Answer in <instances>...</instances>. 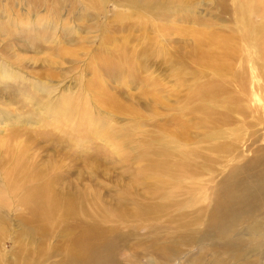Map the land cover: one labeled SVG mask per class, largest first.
I'll return each instance as SVG.
<instances>
[{
    "label": "rangeland",
    "instance_id": "obj_1",
    "mask_svg": "<svg viewBox=\"0 0 264 264\" xmlns=\"http://www.w3.org/2000/svg\"><path fill=\"white\" fill-rule=\"evenodd\" d=\"M246 4L250 7L254 2L43 0L40 4L0 0V21L8 23L10 30L6 33L0 28V54L19 67L14 69L27 80L23 90H17L14 81L8 86L0 84V109L25 117L24 122H34V117L40 121L36 114H42L43 108L35 109L31 96L47 99L46 89L58 111L65 112L71 104L77 107L73 108L75 129L83 126L82 130H87L80 139L81 149L66 136V147L61 144L52 150L57 152V163L72 169L73 180L83 175L93 180L95 187L91 189L108 208L121 197L129 199L130 194L141 198L143 190L133 179L139 169H147L145 184L155 189L170 184L164 187L170 196L153 201L159 209L167 210L150 216L148 222L125 219L120 227L124 233L134 230L132 247L135 238L137 243L148 238L161 242L158 248L172 242L179 246L187 233L193 239L184 242L168 264H209L220 249L217 242L213 244L216 238H205L203 232L202 238H196L215 207L216 185L256 159L263 161L259 171L264 174V14L263 18L259 15L261 9L245 12ZM19 13L23 17L17 19ZM25 32L29 40L41 42L25 41ZM19 56L26 58L25 65L17 60ZM108 65L117 68L112 70ZM4 118H0V144L16 133L13 142L21 140V146H28L24 165L29 164L28 169L45 165L50 149H41L44 144L36 145V138L29 143L26 124L10 131L18 124L14 117L13 122H3ZM70 124L64 127L69 132L73 128ZM33 125L28 124L30 130L35 129L32 135L39 128ZM110 159L118 164L111 165ZM151 161H162L165 168L152 169ZM80 187L84 189L82 184ZM10 204L14 203L9 200L8 207ZM20 204L27 209L25 203ZM11 206L0 236V264H9L24 244H38L26 229L35 222L29 224L23 207H16L17 203ZM61 216L55 208L46 218L58 223L46 247L52 246L60 254L41 264L59 263L66 244L71 246L72 237L76 240L84 232L83 227L76 234L66 229ZM79 217L83 219L82 214ZM263 217L264 212L238 227L237 236L244 239L242 261L257 256L264 261V229H252ZM67 218L73 221L72 215ZM61 234L66 239L58 246ZM144 247L136 244L135 250L147 253ZM149 256L142 255L138 264H153Z\"/></svg>",
    "mask_w": 264,
    "mask_h": 264
},
{
    "label": "bare ground",
    "instance_id": "obj_2",
    "mask_svg": "<svg viewBox=\"0 0 264 264\" xmlns=\"http://www.w3.org/2000/svg\"><path fill=\"white\" fill-rule=\"evenodd\" d=\"M29 1H31L32 3L41 4L43 0ZM251 1L254 2V5L248 7L246 4L243 6V10L247 13L248 10H250V12L252 13L256 10L261 9L260 13L259 11L258 13L263 18L264 0ZM147 3L148 1H140L139 4L145 5ZM149 4L151 5V3ZM2 8L3 7H1V9ZM18 17L21 18L23 16L21 13H19L18 15H16L17 19ZM16 18H13V21L16 22ZM191 18L190 20H192ZM8 21L10 20L8 19ZM8 25V23L6 24L5 22L2 23V21H0V28L5 29L6 33H10V30L8 32ZM24 37L25 41L30 39L28 33L26 32L24 34ZM35 40L36 39H34V41H29L33 42L34 44L41 42V40ZM261 49L262 54L264 55V43H262ZM7 58V56L0 54V84L4 82V84L8 86V82L11 83L12 81H14L15 88L17 90H23L25 88L23 87V84H25L27 80L14 69L17 68L18 70H20V68L13 67ZM17 60L25 65V57L19 56L17 57ZM105 62L107 63V61ZM110 63L111 62L109 61V64ZM119 64L122 65V62ZM107 68L114 70L117 67L108 65ZM45 95L48 97L47 99H37L36 97L31 96V101H35L33 107L36 105L35 109L38 107L43 108L42 114L35 113L36 115H39L41 117L40 121L33 116L34 118L32 117L33 119H31L34 122H24L23 120L25 119V117L21 118L20 115L16 116V114L13 115L12 113L11 115H9L10 112L0 109V118L5 117L3 122H13L12 118L14 117L16 123L18 124L10 129V131H17L19 130L18 126L26 124L27 131H25L24 133L26 136H29L31 138L30 140H28L29 143L33 142L36 138V145H39L41 142L44 144L41 149L45 151L50 149V151L45 156V165H41L39 167L35 165L33 169H28L29 164L24 165L28 146L25 145L27 146V148L25 146H21L20 144L23 142L21 140L13 142V140L16 139V133H14V135L12 136H8L4 140V142L0 144V175H3L0 182V236L2 235L3 224L6 220V216L9 213V208L11 206L10 204V206L8 207V203L9 200H11V203H17L16 207L18 208L23 207L20 202H23L27 205V209H25V207H23V209L25 212H27L26 214L29 215V224L35 222L34 224L27 226V235L31 239H36L38 242V244L34 247L25 246V244L23 243L24 246L20 248V253L17 257L9 256L11 259V262L9 264H28L29 262H32V264H41L49 257L54 256L55 253V255L60 254V251L56 249L53 251L51 248L52 246L46 247V240L51 237L58 229V223H54L51 220V222L49 220H46V218H50V215L55 208L58 210V213L60 212L62 214V226H67L66 229H71L75 231L76 234L79 232L77 231L78 228H84L83 234L81 233V236H76V240H74L72 237L71 246L70 243L66 244L64 252L62 253L64 258L57 264H138V258H141L142 255H146L147 253L150 254V256L154 255V253L157 254L156 257H151L152 260L150 259L153 264L155 262H157L158 264H168L169 261L173 260L180 253V246L184 245V242L186 243L187 240L190 241V239H193L191 237L188 238L187 233L180 242L179 246L176 245L175 242H172L171 245H168L167 247L163 248L162 246L158 248L162 244L161 242L157 244L156 241L152 239L154 241L153 242L150 238H148L141 242L138 241L137 243L138 238H135V246L132 247L131 234L134 233V230H130L127 233H124L120 227L123 226L121 224L124 223L125 219L127 221H133L132 219L139 220V218H142L143 221L148 222L150 216H154L159 212L163 213L165 210H167L162 209V207L159 209L158 205H156L155 203V205L153 204V201H159V199L163 196H170V194L166 193L167 191L165 192L164 189V187H167L170 184H164L161 185L162 187L155 189L154 186L145 184L146 177L144 178L143 174H146L144 172L147 171V169H142V171L139 169L136 171L133 179L135 186L137 187L138 185V187L143 190V195L141 196V198L139 199L135 197L137 196V194H130L129 199L122 198L119 195L121 198L117 200V204L108 208V205L98 197L99 195H96L97 192H93L92 189H94L95 185L94 182H91L93 181L91 178H89V180H87L86 178L84 179L83 175L82 177L78 176L76 180H73L71 178L72 169L66 168L64 164L61 165L57 163V152H55V150H52V148L57 147L61 144L66 147L65 139L67 136L70 139H73L78 145V148L81 149L82 141L80 139H82L81 136L85 132H87V130L86 128L82 130L83 126L80 127L81 130L77 128L75 129V122L73 121V108L77 109V107L71 104L65 112H60L55 108V102L49 99V97L51 96V92L46 89ZM48 114H50L49 117H47ZM68 123H71L74 128L70 129L71 132L64 129V127ZM28 124H35V126L38 125L37 127L39 128L44 127V129H42V131L38 128L32 135L33 130L35 129L30 130ZM53 131H60V133L63 134ZM75 132L76 134H74ZM7 134L9 135V132ZM131 158L138 159L137 157ZM73 160L75 161V159ZM87 162L89 166H92V168L94 169L95 166L93 164L90 165V161ZM160 162L151 161L150 167L152 169L165 168V165ZM261 162L263 161L258 159L248 161V163H246L244 167L237 168L236 171L228 176V178L220 181L219 184L216 185V190L214 193L216 198L215 207L210 213V216L204 226L205 228L203 230H200L199 237L195 236L198 237L196 238V240H198L202 238L200 234L203 232V237L205 238H216L213 240V244L215 245V243L217 242L220 249L218 248L219 250H216V254L213 255L211 259H209V264H264L263 259L259 258L258 256L251 259L247 258L246 260L242 261V257L245 255L243 248L244 239L237 236V230L239 226L252 222L253 219H256V217L264 212V174L263 171H259L263 170V165H261L263 163ZM252 163L259 165L252 166ZM110 164L116 165L118 164V161H115V159L111 160ZM98 167L99 164L96 170L98 169ZM254 170L255 172L253 173ZM140 177L142 181L140 180ZM80 184L84 186V189L80 187ZM129 187H131V184ZM153 188L154 191L152 192ZM172 188H174V186H172ZM88 189H91V191H88ZM126 190H128V188ZM171 191L174 193L177 192L174 190ZM172 192L171 194L175 195ZM115 195L116 193H112L113 197ZM138 196L140 195L138 194ZM98 204H100L102 208H100ZM164 206H167V203H165ZM127 208H129V210ZM79 214L83 215V219L79 217ZM68 215H72L73 221L68 220ZM199 219L200 216L197 215L196 220ZM263 220L264 219L257 223L252 229L258 232H260V229H264ZM54 230L56 231L52 233V231ZM174 234H176V231ZM182 235L184 236V233ZM1 239L2 238H0V241ZM65 239L66 236L61 234L57 245H61L63 241H65ZM136 244L141 247L144 245L145 247H147L149 245L144 250L147 253H141L135 250ZM127 249L130 253L127 251ZM40 251L50 252L53 254L45 255V253H40ZM157 256H160V259H158ZM0 257H3V255H0ZM125 257H128V259H125ZM126 260H130V262H127Z\"/></svg>",
    "mask_w": 264,
    "mask_h": 264
}]
</instances>
